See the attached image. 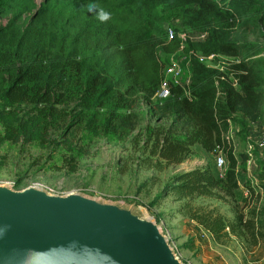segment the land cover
<instances>
[{"label":"trees","instance_id":"trees-1","mask_svg":"<svg viewBox=\"0 0 264 264\" xmlns=\"http://www.w3.org/2000/svg\"><path fill=\"white\" fill-rule=\"evenodd\" d=\"M86 2L111 4L137 18L158 4L175 5L184 22L204 34L187 42L189 79L168 77L169 63L164 68L156 52L134 39L121 43L119 61L112 63L104 38L81 19ZM7 3L0 0L2 13ZM23 3L22 12L33 14L24 20L20 12L10 27H0V71L6 74L0 114L8 115L9 132L48 149L70 143L72 156L63 160L74 168L83 149L89 151L100 138L117 143L132 137L143 123L137 107L146 101L159 120L148 124L142 142L134 144L139 159L162 170L182 164L200 147L225 160L221 169L215 162L176 171L167 194L231 203L234 220L216 207L184 204L217 243L234 234L246 236L248 250L264 242L263 195L252 178L242 184L239 174L260 152L250 150L248 142L238 150L231 133L237 124L246 140L249 125L263 115L264 42L250 49L236 33L250 31L264 39V0H42L37 10V0ZM164 81L170 95L159 98ZM244 191L248 195L241 202Z\"/></svg>","mask_w":264,"mask_h":264},{"label":"rangeland","instance_id":"rangeland-1","mask_svg":"<svg viewBox=\"0 0 264 264\" xmlns=\"http://www.w3.org/2000/svg\"><path fill=\"white\" fill-rule=\"evenodd\" d=\"M41 3L42 0H37L36 10L41 9ZM24 7L23 0H8L6 12L0 11V27H10L12 19ZM81 12V19L92 32L104 38L112 63L119 61L121 43L134 39L142 42L143 47L150 52H156L160 61L165 63L164 68L167 63L177 64L179 74L167 73V76L181 81L189 79L190 58L185 48L188 40L200 41L204 34L195 32L187 25L181 15H178L175 5L158 4L151 12L145 10L139 18L130 16L111 4L97 2L84 3ZM32 14L33 12L26 11L20 16L27 20ZM170 29L175 30L174 37H170ZM236 35L250 49L251 46L256 47L264 42L261 36L250 31L239 30ZM204 60L211 62V58ZM5 75L0 71V84ZM137 109L143 123L132 137L117 143L100 138L92 143L89 151L88 148L83 149L74 168L68 165L69 161L63 160L72 156L68 147L70 143H62L58 149H48L31 141L24 143L22 137L19 141L17 135L6 129L4 120L8 115L3 112L0 114V183H9L16 189L39 186L57 194L80 192L106 201L123 202L153 216L167 232L178 255L186 264H264V242L248 250L245 247L246 236L234 234L225 238L223 244L217 243L208 231L189 217L188 208L184 206L190 201L194 205L216 207L227 218L234 220L235 212L231 203L215 196L176 200L173 194L166 192L167 185L172 182L171 176L176 171L208 163L215 164L219 155L197 147L195 154L178 166H168L162 170L151 167L147 160L139 159V152L134 144L138 140L142 142L145 137L144 128L148 124L155 125L159 119L150 112L146 101ZM13 113L22 115L19 110H14ZM140 129L142 131L138 134ZM239 130L240 127L234 124L231 132L239 145L238 150L248 142L251 144L250 150L257 147L260 152L247 163L245 171L239 170L242 184L246 178H252L264 198V145H260V140L264 137V104L263 115L249 125L246 140L242 141L237 133ZM157 197L158 202L153 204L152 201ZM245 198L246 195H240L241 202Z\"/></svg>","mask_w":264,"mask_h":264},{"label":"water","instance_id":"water-1","mask_svg":"<svg viewBox=\"0 0 264 264\" xmlns=\"http://www.w3.org/2000/svg\"><path fill=\"white\" fill-rule=\"evenodd\" d=\"M0 264H186L153 217L80 192L0 183Z\"/></svg>","mask_w":264,"mask_h":264},{"label":"built area","instance_id":"built-area-1","mask_svg":"<svg viewBox=\"0 0 264 264\" xmlns=\"http://www.w3.org/2000/svg\"><path fill=\"white\" fill-rule=\"evenodd\" d=\"M174 34H175V30L170 29V30H169V35H170V37H174ZM176 66H177V64H175V63H170L169 66L167 67V73H168L169 75H178V74H179V69H178ZM168 77H170V76H168ZM171 78H173V77H171ZM174 79H177V78L174 77ZM170 91H171V90H170V87H169V85H168V82H167V81H164V82L162 83L161 87H160V90H159L158 93H157V96H158L159 98H167V97L170 95ZM260 145H261V146L264 145V137L261 138V140H260ZM216 164H217V166H218L220 169L223 168L224 165H225V160H224V158H223L222 156H218V157H217V160H216ZM245 195H248V192H247V191H245Z\"/></svg>","mask_w":264,"mask_h":264},{"label":"crops","instance_id":"crops-1","mask_svg":"<svg viewBox=\"0 0 264 264\" xmlns=\"http://www.w3.org/2000/svg\"><path fill=\"white\" fill-rule=\"evenodd\" d=\"M244 195H245V191H244Z\"/></svg>","mask_w":264,"mask_h":264}]
</instances>
